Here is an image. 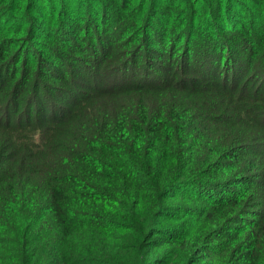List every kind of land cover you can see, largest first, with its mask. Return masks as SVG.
<instances>
[{"label":"trees","instance_id":"16d2710c","mask_svg":"<svg viewBox=\"0 0 264 264\" xmlns=\"http://www.w3.org/2000/svg\"><path fill=\"white\" fill-rule=\"evenodd\" d=\"M0 264H264V0H0Z\"/></svg>","mask_w":264,"mask_h":264},{"label":"rangeland","instance_id":"374dc122","mask_svg":"<svg viewBox=\"0 0 264 264\" xmlns=\"http://www.w3.org/2000/svg\"><path fill=\"white\" fill-rule=\"evenodd\" d=\"M137 1V0H136ZM228 1H230V0H224V2L226 3V2H228ZM238 1H240V2H242V0H238ZM187 12H184L183 14H186ZM178 16L179 17H181L182 16V13H178ZM151 24H154L153 22H151ZM110 33V32H109ZM108 33V35L110 36V37H112V38H118V37H122L123 38V36L120 34L119 36H118V34L116 35L115 34V36L112 34V35H110ZM74 43L75 44H78V42H77V40L75 41L74 40ZM67 45V44H66ZM94 45V47H96L95 46V43L93 44ZM150 45V47H155V48H149V49H146L145 47H143V45L141 46V51H142V53L144 52V50L146 49V51L148 52V53H150L151 55H156V53L155 52H158L157 50H156V48L158 49V47L156 46V45H152V44H149ZM181 45H179V47H180ZM178 47V46H177ZM152 50H154V51H152ZM159 51H161L160 49H159ZM154 57H156V56H154ZM159 59V58H158ZM192 61H194V57L192 58ZM141 69V68H140ZM180 199V198H179ZM178 199V200H179ZM176 203V202H175Z\"/></svg>","mask_w":264,"mask_h":264}]
</instances>
